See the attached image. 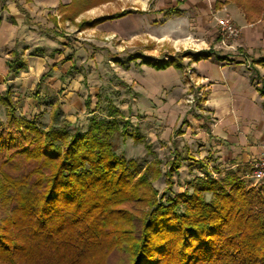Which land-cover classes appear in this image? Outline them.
<instances>
[{
    "label": "trees",
    "instance_id": "1",
    "mask_svg": "<svg viewBox=\"0 0 264 264\" xmlns=\"http://www.w3.org/2000/svg\"><path fill=\"white\" fill-rule=\"evenodd\" d=\"M234 1L248 17L264 5ZM88 4L72 0L59 9L75 21ZM128 12L84 18L77 26L92 28ZM9 53L7 76L13 78L28 63L17 48ZM191 56L197 61L209 54ZM142 61L157 69L182 67L174 57ZM86 102L90 108L91 95ZM0 105L6 108L0 118V264H264V180L255 185L232 172L213 175L206 162L176 148L165 171L167 193L184 160L203 174L183 191L160 194L154 180L162 160L142 164L115 148V134L126 137L128 125L120 124L121 110L111 100L107 114L93 112L86 129L70 128L67 119L45 126L18 113L11 86ZM193 117L208 126L207 115L194 111ZM19 158L30 168L13 174L6 167Z\"/></svg>",
    "mask_w": 264,
    "mask_h": 264
},
{
    "label": "rangeland",
    "instance_id": "2",
    "mask_svg": "<svg viewBox=\"0 0 264 264\" xmlns=\"http://www.w3.org/2000/svg\"><path fill=\"white\" fill-rule=\"evenodd\" d=\"M128 1L87 0L89 9L96 8L87 13L83 11L75 21L65 18L58 8L50 19L37 22L40 37L28 45L18 44L13 48L20 50L25 59L32 56L29 65L38 69V73L32 74V70L23 69L25 74L21 81L28 80L26 88L21 90L20 84L12 82L7 87L11 86L19 106L18 113L45 126L59 124L67 119L71 123L70 128L86 129L93 112L101 116L107 114L106 105L111 100L121 110L118 115L120 124L128 125L126 137L121 132L115 134V148L142 164L161 159L162 175L154 180V185L160 194H173L183 191L188 186V180L203 174L198 164L190 169L189 160H184L179 173L174 174L173 191L166 192L165 171L174 150L177 148L183 155L189 152L197 159L200 157V145H193L192 135L198 134V128L205 126L202 119L193 117V112L207 115V109L204 91L193 80L191 54L201 51H238L242 43L240 39L222 40L218 27L221 17L216 15L214 8L203 13L188 10L186 18H181L175 27L174 20H162L164 16L156 10V0L150 1L147 12H142L141 5ZM124 10L130 12L92 28L78 29L77 22L81 19ZM48 22L50 28L46 27ZM42 30L43 35L40 34ZM231 43L234 44L231 49L223 46H230ZM68 56L70 59H67ZM171 57L182 63L186 89L178 104L159 108L139 92L145 81L164 79L163 69H157L142 59L163 61ZM149 65L151 69L148 70ZM166 94L164 92L162 95ZM88 95H91L90 108L86 102ZM98 99L100 107L96 106ZM5 110V106L0 105V118L3 120L6 118ZM160 110L166 116H160ZM177 113L179 119L175 120ZM185 117L188 122H183ZM177 128L183 133L175 135ZM133 134L140 137L136 139ZM6 168L13 174H20L30 166L26 160L19 158Z\"/></svg>",
    "mask_w": 264,
    "mask_h": 264
},
{
    "label": "crops",
    "instance_id": "3",
    "mask_svg": "<svg viewBox=\"0 0 264 264\" xmlns=\"http://www.w3.org/2000/svg\"><path fill=\"white\" fill-rule=\"evenodd\" d=\"M150 1L128 2L141 5L142 12H147ZM71 2L72 0H0V95L10 82L20 84L21 90L28 85V80L21 81L24 80L25 71L7 79V59L10 57V50L15 48L13 46L28 45L39 38L37 22L47 21L60 5ZM156 3V10L164 16L162 20H174L175 27L179 25L181 18H186L188 10L203 13L214 8L216 15L229 16L241 28L242 46L238 51H209L206 52L208 57L191 61L192 75L195 77L193 80L204 91L208 125L198 128V134L192 137L193 145H200L199 159L208 164L213 175L223 177L232 172L249 179L252 161L264 156V5L260 10L251 11L248 17L246 11L234 0H156ZM95 8L85 11L91 12ZM50 26L48 22L46 27ZM43 32L44 30L40 34L43 35ZM214 46L216 47L215 44ZM223 46L231 49L234 44ZM31 58L33 57L26 58V70L37 74L38 69L29 65ZM147 68L149 70L151 66ZM182 69L169 66L161 70L165 78L145 81L140 86L142 90L139 94L150 100L153 106L173 107L181 100L182 92L186 89ZM164 92L167 93L166 96L162 95ZM159 112L160 116L165 115L163 110ZM177 118L179 119V113L175 120Z\"/></svg>",
    "mask_w": 264,
    "mask_h": 264
},
{
    "label": "built area",
    "instance_id": "4",
    "mask_svg": "<svg viewBox=\"0 0 264 264\" xmlns=\"http://www.w3.org/2000/svg\"><path fill=\"white\" fill-rule=\"evenodd\" d=\"M218 27L220 28L223 41H238L241 37V28L228 16L218 19ZM191 100H193V96ZM251 164L252 171L249 175V179H252L253 183L258 185L264 180V156L254 159Z\"/></svg>",
    "mask_w": 264,
    "mask_h": 264
}]
</instances>
